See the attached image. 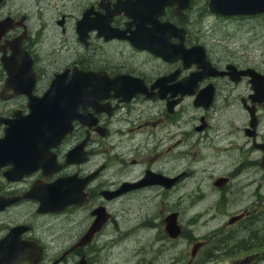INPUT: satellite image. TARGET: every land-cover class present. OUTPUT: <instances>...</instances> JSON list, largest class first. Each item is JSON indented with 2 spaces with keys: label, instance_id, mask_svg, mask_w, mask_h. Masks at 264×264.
Listing matches in <instances>:
<instances>
[{
  "label": "flooded vegetation",
  "instance_id": "1",
  "mask_svg": "<svg viewBox=\"0 0 264 264\" xmlns=\"http://www.w3.org/2000/svg\"><path fill=\"white\" fill-rule=\"evenodd\" d=\"M191 2L140 26L132 0L0 1V264H115L125 218L135 253L155 230L264 264V53L209 52Z\"/></svg>",
  "mask_w": 264,
  "mask_h": 264
},
{
  "label": "rangeland",
  "instance_id": "2",
  "mask_svg": "<svg viewBox=\"0 0 264 264\" xmlns=\"http://www.w3.org/2000/svg\"><path fill=\"white\" fill-rule=\"evenodd\" d=\"M207 1L208 0H192L191 7L188 9V21H190L189 25L192 28L193 36L203 42L209 48V52L224 53L225 51L223 48L227 46L230 47V51L235 53H245L248 51V53L252 54L253 58L263 57H258V54L264 53V18L260 20L249 19L242 22L243 24L240 26L233 22H229L230 20L223 22L209 14V11H207L205 7ZM222 37L225 38L222 39ZM262 130L264 132V124ZM193 145L194 147H190V149L199 152V145L194 143ZM200 156L202 157L200 154L198 158ZM236 156H239V153L236 154ZM190 158L191 155H189V160ZM198 162L199 161L194 164L197 169H199ZM193 180L194 178L191 182H193ZM190 191L192 192V190ZM236 210H238V208L233 211ZM124 226H127V231L129 233L126 234L124 240L122 238V242H119V244L112 249V252L117 256V259H113L115 264H150L149 260L153 261V259L156 258L153 256L158 251H162L163 253L157 262H152V264H186L190 259L191 264H231L232 260L240 264V261L244 258L254 262H256V259H259L258 256L257 258L254 257V260H252L246 256L245 252L236 251L235 253H230L224 248L219 251L199 253L192 257L190 254L191 247L189 246L188 248L186 240L183 237H179L172 241H167L166 239L163 241L162 239H157L161 238L162 235L154 233L155 230L148 236L152 248H149L147 250L148 252H146V248H143L135 253L136 233L134 230L136 226L134 224V218H125ZM141 234L142 238V236H144L143 231Z\"/></svg>",
  "mask_w": 264,
  "mask_h": 264
},
{
  "label": "water",
  "instance_id": "3",
  "mask_svg": "<svg viewBox=\"0 0 264 264\" xmlns=\"http://www.w3.org/2000/svg\"><path fill=\"white\" fill-rule=\"evenodd\" d=\"M189 4L190 0H132V3L130 4L125 3L123 5V9L125 11L126 9L134 10V15L128 14L130 17H132V21L136 22L137 25L145 26L146 22L152 23L153 21H159L158 17L163 14L164 8L166 6H175L176 12L174 13L179 15L184 9L189 7ZM219 6L224 7L223 9H219ZM208 9L212 12H218L226 15L255 13L264 11V0H210L208 4ZM139 45L142 47L146 46V44ZM67 73L68 70H66L60 76L57 75L56 79H54V81L52 82V85H56L61 79V77ZM53 94H56V92H49V95ZM61 100L66 99L61 98ZM56 102L57 99H52L51 105H55ZM63 104H61L62 107L64 106ZM12 262L13 261L10 260L7 256V259L5 260L4 264H12Z\"/></svg>",
  "mask_w": 264,
  "mask_h": 264
},
{
  "label": "bare ground",
  "instance_id": "4",
  "mask_svg": "<svg viewBox=\"0 0 264 264\" xmlns=\"http://www.w3.org/2000/svg\"><path fill=\"white\" fill-rule=\"evenodd\" d=\"M67 100L69 101V99H67ZM62 101H64V100H62ZM57 105H58V104H57ZM57 105H56V106H57ZM54 108H55V107H54ZM63 110H64V109H62V111H63ZM67 110H68V109H67ZM54 116H55V115H54ZM61 185H62V184H60V186H61ZM59 190H60V194H59V195H60V197H61V198H63V197L65 198V196H67V193H66V194H65V193H63V192H62L63 190L61 191V189H60V188H58V191H59ZM65 191H66V190H65ZM67 192H68V191H67ZM57 196H58V195H57ZM61 198H60V199H61ZM4 255H5V254H4ZM2 258H3V257H2ZM5 258H7V256H6V255H5ZM4 260H5V259H4ZM0 262H2V261H0ZM1 264H2V263H1Z\"/></svg>",
  "mask_w": 264,
  "mask_h": 264
}]
</instances>
